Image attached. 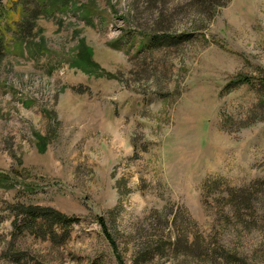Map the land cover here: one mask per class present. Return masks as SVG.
<instances>
[{"label": "rangeland", "instance_id": "rangeland-1", "mask_svg": "<svg viewBox=\"0 0 264 264\" xmlns=\"http://www.w3.org/2000/svg\"><path fill=\"white\" fill-rule=\"evenodd\" d=\"M0 49V264H264V0H0Z\"/></svg>", "mask_w": 264, "mask_h": 264}, {"label": "trees", "instance_id": "trees-1", "mask_svg": "<svg viewBox=\"0 0 264 264\" xmlns=\"http://www.w3.org/2000/svg\"><path fill=\"white\" fill-rule=\"evenodd\" d=\"M44 1L45 0H39V3L43 5ZM185 36L189 37L188 35H185ZM156 38L157 39H155V42H153V44H151L152 46L157 44L156 41L162 39V37H156ZM176 38H167V39H164V40L167 43H169V44H176L178 42L177 40L185 39V37L182 38L180 36L176 37ZM150 43L148 45H150ZM0 52H1V49H0ZM237 80H238L237 84H242L243 82L248 81L249 77L242 76V77L238 78ZM263 87H264V84H263ZM17 213L21 214L22 217H23L22 223L18 225V228H19L20 232L22 230H24L25 228H28L32 232L34 230H36V232L38 233L39 230L43 226V227H46L48 229L47 232L51 235V239L54 240V241H56V236L53 233L54 226L55 225L56 226L57 225H61V224H62V226L63 225L64 226H68L71 223V221H72V219H68L66 215L62 214L59 211H56V210H53V209H49V208H42L40 206H34V205L18 206L17 207ZM40 222L42 223V225H41ZM101 226L105 230V223L103 221H101ZM65 237H66V235H65ZM60 242H61V240H60Z\"/></svg>", "mask_w": 264, "mask_h": 264}]
</instances>
